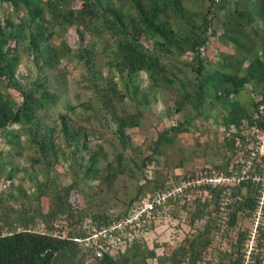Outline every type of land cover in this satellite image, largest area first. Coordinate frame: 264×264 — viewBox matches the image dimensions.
Wrapping results in <instances>:
<instances>
[{"label":"rangeland","instance_id":"rangeland-1","mask_svg":"<svg viewBox=\"0 0 264 264\" xmlns=\"http://www.w3.org/2000/svg\"><path fill=\"white\" fill-rule=\"evenodd\" d=\"M71 4L79 6L77 0ZM261 4L263 16L255 17L251 25H245L246 31H254L252 39L255 46L242 62L240 73L252 57H264L260 48L264 44V0ZM203 6L202 0L186 1V8L194 11H200ZM226 7L231 11L233 2L229 0ZM225 15L226 11H219L218 21H224ZM4 18L16 22L19 16L7 3L0 2L2 23ZM75 29V25L63 31L55 27L49 43L60 55L52 67L38 69L39 62H34L25 40L16 47V76L26 83L36 77L45 78L49 90L55 95V101L40 110L38 115L42 125L51 130L57 157L51 166L44 169L35 162L38 153L27 140L26 127L9 125L7 128L15 133L14 136L0 131V218L9 207L16 209L20 202L32 200L39 188L50 196L51 191L71 184L64 213H58L51 220L52 232L65 236L90 230V234L96 229L97 222L93 216L113 218L126 212L132 203L150 192L154 183H170L176 176L180 179L177 183L181 189L177 200L164 205L151 228L141 232L135 240L153 249L158 256L168 254L182 243L184 237L204 227L208 214L191 220L188 213L195 206L193 199H198L201 203L207 201L205 210L215 218L204 260L215 259L218 251H226L232 258L242 257L243 264H264V211L259 215L253 211L261 193L262 181L256 172L261 169L262 161L254 159L252 165H245L249 141L253 138L244 131L248 126L233 135L223 132L220 119L225 110L215 100L212 103L206 100L198 115L188 102L182 110L175 111L174 99L178 97L175 87L181 83L188 85L193 77L184 65L189 60V53L175 57L159 55V61L163 63L160 76L169 78L171 83L162 81L160 77L153 82L146 71L140 70L128 84V90L117 86L119 95L105 100L102 92H106L108 85L118 82V73L112 64H108L113 38L99 26L90 24L81 29V40ZM216 31L217 35L210 37L207 43L209 62L215 64V68L225 60L230 61L233 67L237 66L235 47L222 37L221 26H216ZM140 41L149 50L153 46V40L148 37L140 36ZM78 50L88 53V63H85V57L79 56ZM222 55L227 57L222 60ZM249 87L253 85L247 84L236 97L245 108H248ZM6 91L15 100L19 99L16 90L6 88ZM60 114H64L69 126L76 130L75 141H64L59 131ZM131 114L137 115L138 123L123 129L128 147L122 150L115 133L117 117ZM177 123L188 130L176 134L167 131ZM165 130L171 136L170 142L155 144L159 133ZM90 154L95 155V165L100 173L104 172L106 162L114 166L119 162L116 166L121 171L110 186L85 171ZM144 156L150 160L141 164L139 157ZM203 185L215 188L217 197L201 188ZM248 195L254 196V208L238 211L235 223L228 226L233 202ZM134 196L137 198L128 203ZM214 198L215 203L212 202ZM4 221L0 220L1 232L21 229L14 215ZM28 227L47 231L39 219H33ZM238 230L243 231L244 239L237 246L235 235ZM86 252L88 254L82 260L75 257L67 264H95L92 252ZM145 261L147 264H160L156 258H146Z\"/></svg>","mask_w":264,"mask_h":264},{"label":"trees","instance_id":"trees-1","mask_svg":"<svg viewBox=\"0 0 264 264\" xmlns=\"http://www.w3.org/2000/svg\"><path fill=\"white\" fill-rule=\"evenodd\" d=\"M72 1L0 0L7 3L19 16L16 22L9 18H4L3 23L0 20V131H6L14 136L15 133L7 128L9 125L21 124L22 127H26L27 140L38 153L35 162H39L44 169L55 162L57 154L51 130L42 125L38 112L51 105L55 101V95L49 90L45 78L36 77L26 83L16 76L18 65L16 47L20 41L25 40L34 62H39L38 69L44 66L52 67L60 55L49 43L55 27H60V31H63L68 26L75 25L81 40L83 39L81 29L90 24L99 26L112 36L113 46L109 50L111 57L108 64H112L118 73V82L108 85L106 92H102L101 96L103 95L107 101L119 95V88L128 90V84L140 70L146 71L153 82L160 77L162 81L171 83L169 78L160 76L159 71L163 68V63L159 61V55L175 57L189 53V60L184 65L190 69L193 77L188 85L181 83L175 87L178 94L174 99L175 111L182 110L188 102L198 115L206 100L209 103L215 100L225 110L220 119L223 132L233 135L234 132L250 125L264 128V108L259 112L258 103L254 99L256 95H264V57H252L240 73L242 62L255 46L252 39L254 31H246L245 25H251L255 17L263 16L261 4L263 0H231L233 2L231 11L226 7L229 0H202L204 6L200 11L186 8L187 0H77L79 2L77 7L71 4ZM248 3L251 6H248ZM219 11H226L224 21H218ZM216 26H221L222 37L235 47L237 66L233 67L230 61L225 60L215 68V64L209 62L206 55L207 43L210 37L217 35ZM140 36L153 40L150 50L142 44ZM61 45L65 46L62 42ZM260 48L264 55V44ZM78 53L79 56L85 57V63L89 62L87 52L78 50ZM225 57L227 56L222 55L221 59ZM250 83L253 87H249L251 89L248 108H245L236 97ZM6 88L16 90L19 99L15 100ZM134 89L136 90L135 86ZM259 102L264 104V99H260ZM59 123V131L64 141L67 143L75 141L76 130L69 126L64 114H60ZM116 123L115 133L123 150L128 147L123 129L127 126H136L138 117L134 114L117 117ZM187 130V127L180 123L167 129L173 134ZM162 132L156 138L155 144L170 142L171 136L167 135L166 130ZM118 156L121 157V153H118ZM95 158L93 154L88 156L85 171L91 172L94 178L110 186L121 171V168L116 166L119 162L115 166L106 162L104 172L100 173L95 165ZM139 159L141 164L145 160H150L147 156ZM179 180L173 176L170 183L164 181L154 183L150 192L144 195L179 187V191L166 197L156 206L154 217L145 227V231L151 228L164 205L175 203L181 193L180 185L177 183ZM71 186L68 184L53 190L50 196L39 188L32 197L34 202L28 199L20 202L18 208L9 207L7 212H3L1 221L14 215L21 229H8L4 232L0 230V264H67L75 257L82 260L88 254L86 251L92 252L95 264H147L146 258H156L160 264H243L242 257L232 258L231 253L226 251H218L215 259L204 260V254L210 244L209 236L215 227V218L210 215V211L205 210L207 201L201 203L198 199H193L195 206L188 213L191 220L200 219L208 214L204 227L184 237L182 243L172 248L168 254L158 256L153 249L140 245L138 240H135V237L141 234L138 233L122 249L95 257L91 248H83L76 241L88 236L90 230L68 233L65 236L59 232H52L51 220L58 213H64V204H67ZM203 186L201 188H206L211 195L217 197L215 188ZM253 197L248 195L233 202L228 214V226L235 223L238 211H251L254 208ZM136 198L137 196L130 198L128 203ZM45 202H48L46 207ZM212 202L215 203V198ZM129 208L113 218L93 216L97 222L95 230L124 218ZM33 219L41 220L47 231L29 228V222ZM235 238L238 246L244 239L243 231L238 230Z\"/></svg>","mask_w":264,"mask_h":264},{"label":"built area","instance_id":"built-area-1","mask_svg":"<svg viewBox=\"0 0 264 264\" xmlns=\"http://www.w3.org/2000/svg\"><path fill=\"white\" fill-rule=\"evenodd\" d=\"M254 99L258 103L257 110L261 112L264 104L259 101L264 99V95H256ZM244 131L253 136L249 141L245 165H252L254 159L262 161L261 169L256 172L262 181L261 193L253 210L259 215L260 212L263 213L264 211V128L260 129L250 125ZM176 191H179V187L146 195L131 205L128 214L124 218L93 231L83 239H76V241L81 242L83 248H91L95 257H100L104 253L115 249H122L133 237L144 231L147 224L154 217L156 206Z\"/></svg>","mask_w":264,"mask_h":264}]
</instances>
